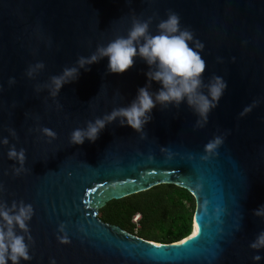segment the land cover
Listing matches in <instances>:
<instances>
[{"label": "water", "instance_id": "1", "mask_svg": "<svg viewBox=\"0 0 264 264\" xmlns=\"http://www.w3.org/2000/svg\"><path fill=\"white\" fill-rule=\"evenodd\" d=\"M168 10L204 44V82L217 75L227 83L206 126L194 129L198 116L184 101L178 109L153 108L144 139L117 120L95 142L71 144L73 130L130 104L148 83L149 66L137 56L124 73H109L105 57L80 69L55 98L50 77L98 45L126 37L133 15L153 17L149 31L157 34ZM37 62L45 68L30 79L26 70ZM10 78L16 83L9 85ZM160 87L152 81L150 91ZM44 127L56 133L50 143L38 130ZM224 133L217 154L203 160L205 145ZM4 138L0 200L9 206L23 200L34 209L32 259L20 264H264V249L250 248L264 231V217L253 214L264 205V0H0ZM12 145L26 150L28 171L19 176L12 172L19 164L7 157ZM160 183L183 187L195 199L191 234L180 241L157 243L97 217L108 201ZM65 234L69 242L61 244L57 237Z\"/></svg>", "mask_w": 264, "mask_h": 264}, {"label": "clouds", "instance_id": "2", "mask_svg": "<svg viewBox=\"0 0 264 264\" xmlns=\"http://www.w3.org/2000/svg\"><path fill=\"white\" fill-rule=\"evenodd\" d=\"M166 15L167 19L160 20L158 23L155 35L149 31L153 17L141 20L133 15L131 28L126 37L116 36L106 46L98 45L89 57L80 56L76 62L77 66L66 67L62 74L50 77V95L55 98L65 84L79 78L80 69L88 71L90 69L87 66L98 63L105 57L108 58L109 73H124L134 65V58L137 56L149 66V71L146 73L148 83L137 90L135 99L127 106L114 108L102 118H96L94 122L88 121L86 128L73 130L70 134L71 144L82 145L85 140L95 142L100 132L117 120L120 126H130L140 134L141 139H144V128L152 120L153 108L157 105L162 108L174 105L178 109L184 101L198 116L194 129H202L206 126L209 113L217 107L227 88V83L217 75H212L207 83L204 82L206 62L200 55L204 44L194 39V33L189 28H181L180 16L176 12L168 10ZM217 59L218 62H223L220 58ZM44 68L43 62H37L29 65L25 74L28 78L34 79V74ZM152 81L161 85L156 92L150 91ZM8 83L13 85L16 81L10 78ZM35 90L36 92L41 91L42 86L36 85ZM253 106L255 104L245 107L240 115L244 116L249 113ZM59 107L60 105L57 104V108ZM38 130L48 138L49 143L56 139V133L51 129L44 127ZM8 132L13 138H17L15 130L9 128ZM227 134L214 136L205 145L206 154L201 158L208 160L215 156ZM0 143L9 145V140L4 138ZM166 151V148H161V152ZM7 157L19 164V167L15 165L12 167L14 175L19 176L28 171L24 167L26 162L24 148L17 151L15 145H12L7 152ZM3 190L4 187L0 184V192ZM253 214L257 217H264V205L254 210ZM33 215V206L25 204L23 200L19 202L13 200L11 206L0 200V264H8L9 261L11 264H20L21 260L32 259L29 255V247L34 241L30 234L29 222ZM17 228L22 234L17 233ZM64 229L65 225L60 224L59 231L63 233ZM57 239L61 244L69 242L66 234L58 236ZM250 248L264 249V231L257 235L255 241L250 244ZM253 260L260 261L261 256L255 255ZM51 264H56L55 260H52Z\"/></svg>", "mask_w": 264, "mask_h": 264}, {"label": "trees", "instance_id": "3", "mask_svg": "<svg viewBox=\"0 0 264 264\" xmlns=\"http://www.w3.org/2000/svg\"><path fill=\"white\" fill-rule=\"evenodd\" d=\"M196 209L193 195L173 183H160L149 189L108 201L97 217L109 225L157 243H173L191 234ZM139 213L138 225L132 222Z\"/></svg>", "mask_w": 264, "mask_h": 264}, {"label": "built area", "instance_id": "4", "mask_svg": "<svg viewBox=\"0 0 264 264\" xmlns=\"http://www.w3.org/2000/svg\"><path fill=\"white\" fill-rule=\"evenodd\" d=\"M140 219V214L136 213L133 218H132V222H134L136 225H138V221Z\"/></svg>", "mask_w": 264, "mask_h": 264}]
</instances>
